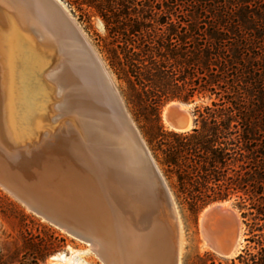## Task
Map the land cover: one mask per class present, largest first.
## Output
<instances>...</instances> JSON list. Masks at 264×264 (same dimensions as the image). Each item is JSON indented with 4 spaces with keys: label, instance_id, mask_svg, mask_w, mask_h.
I'll return each instance as SVG.
<instances>
[{
    "label": "bare ground",
    "instance_id": "bare-ground-1",
    "mask_svg": "<svg viewBox=\"0 0 264 264\" xmlns=\"http://www.w3.org/2000/svg\"><path fill=\"white\" fill-rule=\"evenodd\" d=\"M75 33L61 9L49 0H0V152L8 158L22 152L25 159L22 165L4 163L3 167L9 170L11 166L25 180L49 182L52 189L46 194L41 183H32L37 194H26L18 180L1 175L0 185L53 224L89 243L104 264H166L167 249L163 251L162 246L166 247L168 231L156 216L161 210L171 211L169 224L179 231L174 198L170 191L173 207L168 209L159 201L160 190L148 184L147 176L138 174L143 162L137 156L123 162L115 147L111 148L115 135L99 109L104 99L102 83L88 66ZM171 107L188 115L192 127L187 108L172 102L163 115L169 128ZM51 134L55 136L50 142ZM38 145L40 154H30ZM27 154L35 156L26 160ZM27 168L30 171L22 170ZM199 226L204 244L213 252L220 255L231 242L233 248L224 257L239 252L241 222L228 203L207 207ZM72 255L59 254V258L64 264H84L73 263Z\"/></svg>",
    "mask_w": 264,
    "mask_h": 264
},
{
    "label": "trees",
    "instance_id": "trees-1",
    "mask_svg": "<svg viewBox=\"0 0 264 264\" xmlns=\"http://www.w3.org/2000/svg\"><path fill=\"white\" fill-rule=\"evenodd\" d=\"M104 23L137 102L157 119L195 102L194 128L159 127L162 165L191 210L236 197L264 264V0H68ZM256 231L261 234H254ZM1 264V263H0Z\"/></svg>",
    "mask_w": 264,
    "mask_h": 264
},
{
    "label": "rangeland",
    "instance_id": "rangeland-1",
    "mask_svg": "<svg viewBox=\"0 0 264 264\" xmlns=\"http://www.w3.org/2000/svg\"><path fill=\"white\" fill-rule=\"evenodd\" d=\"M59 1L78 24L104 62L117 89L120 92L127 111L138 128L168 187L170 188L178 214L179 231L169 224L170 219L165 218L166 212L164 210H161L156 216L161 225L165 226V231H168L167 233L165 232L164 246L166 247L162 246L163 251L167 249L164 253H167L166 256L168 257L166 264H256L253 260V256L255 255V259H257L262 257V253L260 251V246L257 243L258 238L255 237V239H251L252 235L250 234V227L248 223L252 222V216L247 215L245 218L243 217V212L247 213L248 210L240 209L238 207L237 198L233 196L224 201L209 204L197 211L191 210L188 204L183 201L177 192L175 175L169 172L168 168L161 163L164 155L161 150L163 147L160 144L161 137L159 135V127L162 125L164 129L174 131L168 127L163 118L165 108L172 102H179L187 108V111L190 112L192 120L194 121L193 110L195 105L200 103L201 100L196 97L194 103L180 102L176 100L171 101L166 103L161 108L159 119H157L155 115H151L150 110L146 108L143 102H137L135 96L136 88L131 84L120 56L118 44L121 39L110 36V34L105 30L102 19L89 12L91 9L84 7L87 12L86 14L80 12L75 7H71L67 3L68 0ZM52 135L53 134L47 137V139H50V142L53 140L52 137L55 136ZM55 138L56 137H54V139ZM39 150L40 146L38 145L37 147L31 148L29 153L33 154L36 151L39 152ZM48 150L51 152L50 149L46 148V152H49ZM21 153L19 155L17 153L13 157L8 158L6 153L3 154L0 152V161L2 163V165L0 163V170L2 171H0V175L5 179L12 180L14 182L18 180L19 186L23 188V191L26 192V194L28 193L34 195V191L36 189L32 188V183H37L36 185L38 186L41 183L43 186L39 187L44 189L47 192L46 194H48L52 189L49 182L25 180L22 174L11 168V166L14 167L13 165L15 163L19 166L22 165L20 164L23 163L22 161H25V159H22L24 155ZM49 155L54 156V154ZM27 156L28 154L26 155V160H28L30 156L35 155H30L29 157ZM6 158L9 160L13 159V162L9 163L6 161ZM4 163L11 165L9 170L6 167L4 169ZM22 170H24V172L30 171L29 168ZM35 194H37V192ZM46 194L45 196H47ZM44 200L46 202V199ZM217 203H228L230 208L235 210L240 218L242 228L241 247L239 252L232 257H222L213 252L212 249L208 248L204 244L205 242L201 235L199 218L207 207ZM165 220H167V222ZM254 234L259 235L261 232L256 231ZM167 235L171 237L168 238L169 236ZM171 238L173 239L171 240ZM72 253L73 255L71 257L73 263L83 262L84 264H104L90 248L89 243L53 224L48 219L30 209L27 204L16 198L12 193L0 185L1 264H64L59 258V254L70 256Z\"/></svg>",
    "mask_w": 264,
    "mask_h": 264
},
{
    "label": "water",
    "instance_id": "water-1",
    "mask_svg": "<svg viewBox=\"0 0 264 264\" xmlns=\"http://www.w3.org/2000/svg\"><path fill=\"white\" fill-rule=\"evenodd\" d=\"M49 2L51 5H56L61 9L63 15L68 19L76 31V33L73 35L77 41L79 40L78 42L81 44L83 55H85L84 58L88 63V66L91 68L94 77H96L102 83L104 92L101 95L104 99L99 102L100 104H98L101 116L104 118L107 124H109L110 130H112V133L115 135V144L113 143L112 145L111 143V148L114 149L115 147L123 162L130 159L133 160V157L137 156L143 162L144 166L141 167L142 169L137 168L139 169L138 174H142L143 176L145 175V177L147 176L148 184L153 185L155 190L158 189L161 192L159 201H161L163 205H166L168 209H172L173 206L168 185L166 184L164 177L158 169L150 150L144 142V139L134 125L119 92L116 90L112 76L108 72L104 62L88 38H86V36L82 33L76 22H74L62 5L57 0H49ZM188 114L191 116L190 112ZM168 116L172 121V126L170 129L176 132H186L195 126L194 121L192 120L193 125L192 127H189V120L187 119L188 115L186 116L182 114L175 108L171 107L169 109ZM122 145L124 146L125 150H123ZM215 209L216 208H213L212 210L215 211ZM171 213L172 212L168 210L167 214L165 213V218H168V215H173ZM212 213L210 212L208 216H212ZM165 221L167 222V220ZM232 248V242L228 246H223L220 251V256H226L231 252Z\"/></svg>",
    "mask_w": 264,
    "mask_h": 264
}]
</instances>
